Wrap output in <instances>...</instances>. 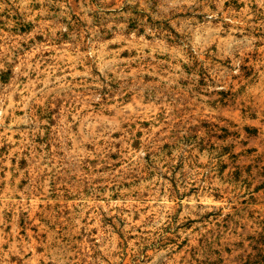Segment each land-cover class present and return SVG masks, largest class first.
Masks as SVG:
<instances>
[{"label":"rangeland","instance_id":"374dc122","mask_svg":"<svg viewBox=\"0 0 264 264\" xmlns=\"http://www.w3.org/2000/svg\"><path fill=\"white\" fill-rule=\"evenodd\" d=\"M0 264H264V0H0Z\"/></svg>","mask_w":264,"mask_h":264}]
</instances>
